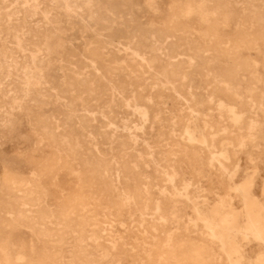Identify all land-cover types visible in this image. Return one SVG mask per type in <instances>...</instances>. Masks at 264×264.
<instances>
[{
    "label": "rangeland",
    "instance_id": "1",
    "mask_svg": "<svg viewBox=\"0 0 264 264\" xmlns=\"http://www.w3.org/2000/svg\"><path fill=\"white\" fill-rule=\"evenodd\" d=\"M0 49V264H264V0H0Z\"/></svg>",
    "mask_w": 264,
    "mask_h": 264
},
{
    "label": "bare ground",
    "instance_id": "2",
    "mask_svg": "<svg viewBox=\"0 0 264 264\" xmlns=\"http://www.w3.org/2000/svg\"><path fill=\"white\" fill-rule=\"evenodd\" d=\"M63 3V2H62ZM72 3V2H71ZM59 4V3H58ZM64 4V3H63ZM66 6V5H65ZM68 9V8H67ZM69 10V9H68ZM13 12H15V11H13ZM30 12H32V11H30ZM34 14V13H33ZM4 20H5V18H4ZM13 26V25H12ZM21 26V25H20ZM9 27V26H8ZM15 27V26H14ZM35 32V31H34ZM38 33V32H37ZM36 35V34H35ZM37 38V37H36ZM94 49V48H93ZM96 49V48H95ZM1 50V49H0ZM133 50H135V49H133ZM130 52V51H129ZM138 52V51H137ZM128 53V52H127ZM139 55V54H138ZM26 56V55H25ZM29 57V56H28ZM86 57V56H85ZM17 58V57H16ZM138 59H140V58H138ZM2 60V59H1ZM148 60V59H147ZM108 63H110V62H108ZM146 64V63H145ZM4 65V64H3ZM130 66H131V64H130ZM136 66V65H135ZM22 67V66H21ZM66 67V66H65ZM134 67V66H133ZM143 67H144V65H143ZM23 68V67H22ZM131 68V67H130ZM133 71V70H132ZM75 72V71H74ZM8 76H9V74H8ZM1 79V78H0ZM3 80V79H2ZM11 80V79H10ZM49 80V79H48ZM6 82V81H5ZM10 82V81H9ZM94 83V82H93ZM4 84V83H3ZM95 84V83H94ZM71 85V84H70ZM61 87V86H60ZM176 87V86H175ZM60 92V91H59ZM58 95V94H57ZM144 95V94H143ZM12 97V96H11ZM70 99V98H69ZM245 105V104H244ZM85 107V106H84ZM130 112V111H129ZM149 113V112H148ZM80 114V113H79ZM32 121V120H31ZM81 124V123H80ZM41 127V126H40ZM118 128V127H117ZM134 136V135H133ZM136 138V137H135ZM118 145V144H117ZM116 146V145H115ZM130 148V147H129ZM104 158V157H103ZM85 161V160H84ZM42 168V167H41ZM150 207V206H149ZM59 215V214H58ZM207 242V241H206ZM190 249V248H189ZM189 249H188V252H189ZM192 251V250H191ZM193 252V251H192ZM191 254V253H190ZM206 255V254H205ZM204 255V256H205ZM208 256V255H207ZM143 259V258H142ZM205 259V258H204Z\"/></svg>",
    "mask_w": 264,
    "mask_h": 264
}]
</instances>
